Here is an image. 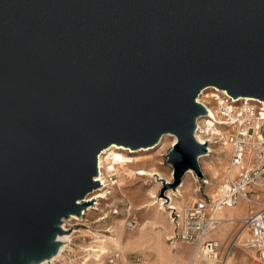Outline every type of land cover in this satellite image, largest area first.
<instances>
[{
	"label": "water",
	"instance_id": "1",
	"mask_svg": "<svg viewBox=\"0 0 264 264\" xmlns=\"http://www.w3.org/2000/svg\"><path fill=\"white\" fill-rule=\"evenodd\" d=\"M209 87L264 100V0H0V264L58 254L114 143L202 177Z\"/></svg>",
	"mask_w": 264,
	"mask_h": 264
},
{
	"label": "built area",
	"instance_id": "2",
	"mask_svg": "<svg viewBox=\"0 0 264 264\" xmlns=\"http://www.w3.org/2000/svg\"><path fill=\"white\" fill-rule=\"evenodd\" d=\"M217 93L214 108L196 99L207 110V115L201 118L202 128H198L196 122V132L205 133L206 139L212 138L207 143H201L207 145L206 154H211L210 148L213 146L229 149L226 179L215 198L204 193L180 209L167 205L171 222L174 223L173 237L192 247L186 264H209L210 261L214 264H231L229 260L236 256L241 247L255 251L264 264V208L243 218L242 229L234 231L227 240L221 241L215 236L224 221L221 213L235 207L240 199L249 200L255 193L253 187H264V103L249 97L233 98L226 90H217ZM193 174L197 180L206 182L204 174L202 177H198L194 171ZM109 181L113 185L117 183V175L112 172ZM83 216L84 211L80 217ZM67 225L70 231L72 227ZM244 229H247V233L240 247L238 240ZM73 231L78 232V229ZM80 238L81 242L89 243V236L81 235ZM74 247L79 248L71 239L60 258L49 260L47 264H84L91 260L94 264L125 263L119 249L107 252L88 250L90 255L83 258L74 252ZM130 264L147 263L141 256H137Z\"/></svg>",
	"mask_w": 264,
	"mask_h": 264
},
{
	"label": "rangeland",
	"instance_id": "3",
	"mask_svg": "<svg viewBox=\"0 0 264 264\" xmlns=\"http://www.w3.org/2000/svg\"><path fill=\"white\" fill-rule=\"evenodd\" d=\"M209 94L210 91H206V93L200 97V101L203 103L209 102V104L211 103L216 107V101L214 99H209L207 96ZM172 138L173 137L165 136L155 149L149 151L142 150L132 154L128 150H122V152L128 153L131 161L126 165L121 163L115 164L114 169L118 174H116L115 171L113 174L117 175V183L113 185L109 181V178L101 180L100 185L98 182L99 186H95L91 193L87 194L85 198L80 199L81 204L85 205L82 211L86 212V214H84L83 218L80 220L69 219L66 221V223L72 227L69 233L72 235L74 244L78 246H86L88 243H86V241L81 242L80 236L85 235L84 232L86 231L100 232L114 237L116 242L122 246L125 245V253H123L127 258L128 264H130L137 256H141L147 264H156L151 263L156 254L154 249L155 242L150 241V243H147L142 251L138 249L137 251L128 253L126 248L140 240L148 241L153 237L155 239L157 231H159L160 228H156L150 219L152 212L160 210L168 227V231L162 233V242L164 243L166 250L172 255L176 254L180 249L189 252L184 262H175V264L187 263L192 247L189 244L178 242V240L173 237L175 234L174 223L171 222L170 210L167 208V205L172 203V197L177 200L176 202H173L175 205H177L176 203L180 204L181 200L185 201V203L179 205L178 209L188 203H192L198 198V196H201L204 193L215 198L219 193V182L224 174L214 176L212 167L210 166L219 163L221 160L227 161V154H225L224 147L213 146V148L210 149L211 154L209 156L206 154L202 155L205 157L204 159L200 160L201 157L199 158L200 167L204 174L203 179L206 180V182L202 181V179L197 180V177L193 173L192 175H186L185 173L181 182L174 187L175 183L174 178L172 177L173 167L167 160V153L172 149L173 145ZM106 156L109 155L106 154ZM109 163H112V161L110 160ZM102 177L104 176H102L101 173L95 181L100 180ZM104 181H106V184L102 185V182ZM164 181H168L166 183L171 182V184L166 186L163 183ZM179 189L182 191L183 197L177 199L176 196ZM102 193H104L106 197L100 198L99 194ZM251 197L253 200H258V202H247L246 200H242L238 206L239 211L248 210L252 212L253 210L257 211L264 208V189L255 191ZM88 199L94 200L87 202ZM225 214L226 211L222 212L221 216ZM244 215L240 217V219L245 217ZM240 219L235 225H221L220 230L217 232L219 237L224 238L229 231L241 230L243 225L239 222ZM77 229L78 232L73 231ZM108 229L111 233H105ZM243 231L242 237L238 240V245L240 247L246 236L247 229H244ZM88 239L90 241V238H87V240ZM119 241H121V243ZM103 244L107 250L114 249V243L110 242L108 239ZM101 245L102 243L93 244L96 248H100ZM241 248L242 249L238 251L236 256L229 260V263L260 264L259 257L254 251H250L244 247ZM74 249L81 253L80 247L78 249L74 247ZM75 250L74 252L76 253ZM210 264H214V262L212 261Z\"/></svg>",
	"mask_w": 264,
	"mask_h": 264
},
{
	"label": "bare ground",
	"instance_id": "4",
	"mask_svg": "<svg viewBox=\"0 0 264 264\" xmlns=\"http://www.w3.org/2000/svg\"><path fill=\"white\" fill-rule=\"evenodd\" d=\"M210 91V94L209 95H207L208 96V98L209 99H214L215 101H216V97L218 96V93H217V89L215 88V87H209V88H207V89H205V90H203L202 91V93H201V95L197 98L198 100V102L200 101V97L203 95V94H205L206 93V91ZM212 92V93H211ZM249 97H251V96H249ZM248 98V97H247ZM252 98H255V97H252ZM257 99V98H256ZM261 101H263L264 102V100H261ZM200 102H202V101H200ZM203 103V102H202ZM208 104H209V102H208ZM211 104V103H210ZM211 106L214 108V105L213 104H211ZM264 107V106H263ZM212 108V109H213ZM211 109V112H213V110ZM202 121H201V118H198L197 119V125H198V128L199 127H201L202 128ZM209 132V131H208ZM165 136H170V137H173L172 138V141H173V145H172V147L178 142V138H177V136L176 135H173V134H171V133H167V134H165L163 137H162V139L165 137ZM206 135H205V133H202V132H200V131H197L196 132V138H197V140L200 142V143H203V142H205L206 141V143H207V141H210L212 138H208V139H206V137H205ZM162 139L160 140V142L162 141ZM175 141V142H174ZM160 142L157 144V145H155V146H152V147H142V148H139V149H132V148H130V147H125V146H123V145H118V144H116V143H114V144H112L111 146H110V148L107 150V149H105V150H103L102 152H101V154L99 155V158H98V167H99V173H98V176H97V178L100 176V174L102 173V176H104V177H102L100 180H97V182H99V185H100V181L101 180H103L104 178H109L110 176H111V174H112V172H114L115 171V173L116 174H118L117 172H116V170L114 169V167H115V164L116 163H121V164H123V165H126V164H128L130 161H131V158L129 157V155H128V153H126V152H122V150H128L130 153H134V152H139V151H149V150H151V149H155L159 144H160ZM223 147V146H222ZM116 148V149H115ZM118 149H121V150H118ZM211 149V148H210ZM212 152H214L213 150H211ZM224 151H225V154H227V161L225 160H221L219 163H217V164H215V165H211L210 167H212V170H213V173H214V176H217L218 174H224L223 175V178H221L220 179V182H219V188L221 187V185H222V183L224 182V180L226 179V176H225V170H226V166H227V164H228V157H229V149L227 148V147H224ZM106 154H108L109 156H106ZM202 155H206V154H202ZM202 155H200L199 156V158H200V160L201 159H204L205 157L204 156H202ZM208 155V154H207ZM106 156V157H105ZM209 156V155H208ZM112 161V163H109V161ZM200 160H199V164H200ZM189 161V154H188V152L186 151H183L182 153H181V155H179V157L176 159V161L174 162L175 164H177V162H179V163H181V164H183V163H186V162H188ZM248 163H249V161H248ZM249 166L251 167L252 165L251 164H249ZM102 170V171H101ZM235 171H237V170H235ZM192 173H193V170L192 169H190L189 171H187V173H186V175H189V174H191L192 175ZM173 174H174V169H173ZM173 174H172V177L174 178V176H173ZM195 175V174H194ZM196 176V175H195ZM96 178V179H97ZM196 179V178H195ZM173 180V179H172ZM168 181H169V179H168ZM168 181H166V182H168ZM169 183H171V182H169ZM103 184H106V181H104V182H102V185ZM161 184V183H160ZM98 185V186H99ZM253 189L255 190V191H260V190H262V189H264V187H253ZM88 197V196H87ZM99 197L101 198H103V197H106V195L104 194V193H102V194H99ZM177 199L179 198V197H183V193H182V191H180V189H179V191L177 192ZM94 199H88V201L87 202H89V201H93ZM163 200V199H162ZM171 200H172V203L170 204L171 205V207H173V208H179V205H181V203H185V201L184 200H178V201H180V204L179 203H176L177 205H175L173 202H176L177 200H176V198H171ZM241 200H246L247 202H253V201H256V202H258V200H253L252 199V197H250L249 198V200L248 199H240L239 200V202H238V204L240 203V201ZM83 202H86V201H83ZM194 202V201H193ZM78 203H81L80 202V200L78 201ZM152 203V202H151ZM189 204V203H188ZM237 204V205H238ZM235 206V207H233V208H231V209H226V210H224L223 212H225L226 211V215H222L221 217L224 219V221H223V223H226V224H229V225H235L236 223H237V221L240 219V217H242L244 214H246L247 213V211H245V210H241V211H239V207L238 206ZM90 209V208H89ZM228 210V211H227ZM153 211V210H152ZM157 211H159V212H157ZM157 211H155V212H152V214H151V222L153 223V225L154 226H156V228H160L159 229V231H157V234H156V236H155V239H154V237L153 238H151V239H149L148 241H142V240H140L139 242H136L135 244H132V245H130L129 247H127L126 248V250H127V252L128 253H130V252H134V251H137L138 249L140 250V251H142V250H144V248L146 247L145 245L147 244V243H150V241H153V242H155L154 243V249H155V251H156V254H155V256H154V258L152 259V261H151V263H156V264H175V262H184V260H185V258L188 256V254H189V252H185L183 249H180V250H178L177 251V253L176 254H174V255H172L170 252H168L167 250H166V248H165V246H164V243L162 242V233H166L167 231H168V227H167V224H166V222H165V219L162 217L163 216V214H161L160 213V210H157ZM236 211H238V212H236ZM255 212V210H253L252 212H250L248 215H250L251 213H254ZM84 214H86V212H84ZM247 215V216H248ZM246 217V216H245ZM245 217H243V218H245ZM242 218V219H243ZM71 220V219H76V220H80L81 219V217L80 216H78L77 214H72L69 218H64V220H63V224H62V228L65 230V231H69L68 230V225H67V223H66V221L67 220ZM242 219H240V223H242ZM137 224V223H136ZM144 227V226H143ZM143 227H142V229H143ZM246 230V229H245ZM107 231H110L109 229L107 230ZM85 233V235L86 236H89V238H90V241H89V243L88 242H86V243H88V245H86V246H82V245H80L79 247H80V251H81V253L79 252V251H77L76 250V253L78 254V256L79 257H86L88 254L90 255V253L89 252H87L88 250H93V251H102V252H107V251H109V250H107L106 248H105V246H104V244L103 243H105L106 241H107V239L110 241V242H113L114 243V245H113V247L115 248V249H119L121 252H122V254H123V258H124V260H125V263L124 264H128V262H127V258H126V256H124V253H125V245H121V244H119L118 242H116V240L114 239V237H112V236H108V235H106V234H104V233H100V232H94V231H91V232H88V231H86V232H84ZM122 233H123V231H122ZM243 233H244V231H243ZM243 233H241L240 234V236H239V240H240V237H242V235H243ZM72 239V235H70V233L69 232H66V233H63V234H59L58 235V240L59 241H61L62 243H61V245H60V249H59V252H58V254L57 255H55V256H53L50 260H55V259H58V258H60V256H61V253H62V251L66 248V245L68 244V242L70 241ZM120 243H121V241H119ZM74 243V242H73ZM94 243H102V245H101V247L100 248H96L95 246H93V244ZM248 250H250V251H253V250H251V249H248ZM124 252V253H123ZM191 252V251H190ZM254 253H255V251H254ZM256 254V253H255ZM257 255V254H256ZM233 258V257H232ZM260 260V259H259ZM49 260H43L41 263H34V264H47V262H48ZM212 261H210L209 262V264L211 263ZM80 264V263H79ZM84 264H94V261L93 260H91V261H86V262H84ZM260 264H262L261 263V260H260Z\"/></svg>",
	"mask_w": 264,
	"mask_h": 264
},
{
	"label": "crops",
	"instance_id": "5",
	"mask_svg": "<svg viewBox=\"0 0 264 264\" xmlns=\"http://www.w3.org/2000/svg\"><path fill=\"white\" fill-rule=\"evenodd\" d=\"M242 201V200H241ZM240 204V203H239ZM239 204L237 205V206H239ZM245 211H247V214L246 215H244V216H247L249 213H250V211H248V210H245ZM226 215V214H225ZM238 223V222H237ZM223 224H226V223H222V225ZM220 230V229H219ZM218 230V231H219ZM234 232V230L233 231H229V233L224 237V238H221V237H219V235L217 234V233H215L216 235V237H218L221 241H225V240H227L229 237H230V235H232V233Z\"/></svg>",
	"mask_w": 264,
	"mask_h": 264
}]
</instances>
